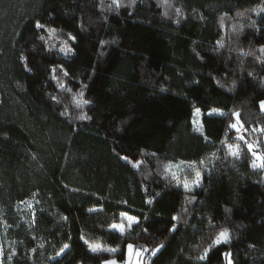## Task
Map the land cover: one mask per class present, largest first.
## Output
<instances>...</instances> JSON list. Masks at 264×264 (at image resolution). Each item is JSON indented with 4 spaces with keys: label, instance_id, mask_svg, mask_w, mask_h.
<instances>
[{
    "label": "trees",
    "instance_id": "1",
    "mask_svg": "<svg viewBox=\"0 0 264 264\" xmlns=\"http://www.w3.org/2000/svg\"><path fill=\"white\" fill-rule=\"evenodd\" d=\"M120 5L0 0L2 264L121 262L129 243L145 264H227L221 252H231L233 264H264V166L251 167L249 141L237 156L228 150L239 137L229 127L233 113L243 127L264 126V13L257 14L264 0ZM69 33L76 43L64 56L58 49ZM58 64L70 91L51 79ZM82 85L90 103L77 108ZM213 108L221 114L209 116ZM170 161L200 168V186L185 191L165 174ZM121 212L140 224L110 230ZM223 229L229 242L200 261ZM82 235L117 251L93 252Z\"/></svg>",
    "mask_w": 264,
    "mask_h": 264
},
{
    "label": "snow or ice",
    "instance_id": "2",
    "mask_svg": "<svg viewBox=\"0 0 264 264\" xmlns=\"http://www.w3.org/2000/svg\"><path fill=\"white\" fill-rule=\"evenodd\" d=\"M135 2V0H133V3ZM112 3L117 7L119 8L121 5H120V0H112ZM177 12L180 13V10L177 9ZM260 13H264V7H260L257 14H260ZM165 15H167V13H165ZM203 18V17H201ZM175 23H179V20H176L174 21ZM36 28L37 29H44L45 28V25L44 24H41L40 22H37L36 23ZM49 31V35L51 36L52 34L55 33V29H48ZM41 40L44 39V37H40ZM71 42V44H75L76 43V37L73 36L71 33L68 34L67 36V39L62 41L58 51L60 53H63L64 56H68L70 54L73 53V47L71 46V44L69 43ZM116 41L113 40L111 42H107V41H100V44L101 46H103L104 44L106 43H115ZM45 43L47 44V42L45 41ZM218 45L220 47H223V44L220 43V41L217 42ZM56 47L55 45H52L50 47H48L46 50L48 52H51L52 51V48ZM260 52L261 53H264V45H261L260 47ZM101 55H103V52L100 53ZM199 55V54H197ZM21 61H26V57H24L23 55L20 57ZM59 68V70L63 73V76L64 77H67L69 75V73L64 69L63 65L62 64H58L56 66H53L50 68V74H51V79L56 81V86L57 88H60V89H65L66 91H70V89H66V86H65V83L63 82V80L57 75V69ZM29 71H31V69H28ZM249 75L251 76L252 73H249ZM198 83V82H197ZM217 83L219 84L220 82L217 81ZM233 85H235V81H233ZM221 87H223V85H220ZM87 88V85H82L81 86V90L76 93V95L73 97L74 101H75V107L77 108H81L83 105H86L88 103H90L87 99H84V89ZM79 97V98H77ZM51 99L56 101L57 103H59V100L56 96H51ZM259 106H260V110L262 112H264V99L260 100L259 101ZM201 114V109L200 108H194V112H193V115L194 116H197V115H200ZM217 114H221L220 113V110L219 109H211V111L208 113L209 116H212V115H217ZM62 116H67L68 113L67 111L65 112H62L61 113ZM233 117H236L237 118V122L236 123H232L229 125V127L231 129H234L236 130L237 132H240L241 128L243 127L242 124H240L239 122V113H233L232 114ZM77 119L79 120H86V119H91V117H88L87 115L85 114H81L77 117ZM253 131H256V129H253ZM261 132H264V128L260 129ZM205 139H207V137H205ZM238 139L240 140H244L245 137L243 135L239 136ZM247 149L248 151L252 154L253 156V162L251 164V167L252 168H257V167H261V166H264V157L260 156L256 151H254V145L252 143H248L247 144ZM228 150H229V153L233 156H237L238 155V152L236 150H234L233 148V145L229 144L228 145ZM256 161H261V164H257ZM181 163H184V162H181ZM133 167H137L136 164H133ZM172 166L171 165H166L165 166V169H164V172L165 174H167L170 170ZM187 167L191 168L192 165H187ZM172 176L175 177L176 176V173L173 172L172 173ZM195 180L191 181V182H188V181H185L184 184H183V187L185 189V191H192V188L193 187H199L200 186V179H201V173L199 171H197L195 173ZM194 199V197H193ZM126 203V202H125ZM147 203H151V201H147ZM90 211H92L90 209ZM225 211H229L228 209H225ZM120 218H121V222L120 223H112L109 225V229L110 230H113V231H118L120 232L121 234H124L126 232L127 229H131L133 227V225H139L140 224V221L139 219L136 217V216H133V215H129L127 212H121L120 213ZM63 219H67V217H63ZM172 221H176L177 220V217L176 216H173L172 218ZM145 220H147V217H145ZM126 222V223H125ZM176 230V225L173 224L171 228L168 229V231L172 232V231H175ZM143 232H148V227L145 226L143 227L142 229ZM81 240L84 241L85 244H88L89 245V248L91 251L93 252H96V251H99V250H103V251H108V252H116L117 250L112 248V249H108V248H104L102 249L101 248V245L99 244H90L89 241H87L84 236L82 235L81 236ZM230 240V235H229V231L228 229H223L221 231L218 232V234L216 235L215 239L213 240V243L209 246L208 249L205 250V253L200 256L198 259L200 261H204L206 262L207 261V258H208V252L211 251L212 248L214 247H219L220 245L222 244H227ZM69 245L65 244L64 245V248L61 249V252L64 251V249L68 248ZM161 248L163 247V245L160 246ZM127 249H128V259L124 262V264H134V261L132 260V252H133V249H134V246L132 244H128L127 245ZM136 256H137V259L139 260V258L141 257V250L139 249H136ZM143 251H148V249H144ZM159 251V248L157 249H152V253L153 255ZM60 253H57V255H59ZM221 256L227 260V264H233V259H232V253L231 252H221ZM102 264H118V261L115 260V259H112V260H104L102 262Z\"/></svg>",
    "mask_w": 264,
    "mask_h": 264
},
{
    "label": "rangeland",
    "instance_id": "3",
    "mask_svg": "<svg viewBox=\"0 0 264 264\" xmlns=\"http://www.w3.org/2000/svg\"><path fill=\"white\" fill-rule=\"evenodd\" d=\"M264 128V126H260V125H256V127H254L253 129H256V131H253V129L251 128H248V130L250 132H252L253 136L256 135L257 138H252L251 141L247 142L248 143H252L254 145V151H256L260 156L263 157V152L261 151L260 149V143L258 141L259 139V136L264 140V132H261L260 129ZM231 145H233V148L234 150H236L237 152L239 151V148H240V145H241V140L238 139V137L236 136V141H234L233 143H230ZM229 145V144H228ZM181 162H184V161H170L168 162L166 165H171L172 167L170 168L169 170V174L172 175L173 172L176 173V176L174 177L176 180H180L183 184L185 181H188V182H191L193 180H195V173L197 171H200V168H196L194 166H192L191 168L187 167V165H189L188 163H181ZM257 164H261V161H256ZM165 165V166H166ZM192 173L193 174V177H190L189 174ZM31 202H27L26 205H30ZM121 221L119 222H115V223H120ZM126 223V222H125ZM131 244V243H129ZM128 245V244H127ZM127 245H126V254H125V259L121 262H118V264H124V262L128 259V249H127ZM133 245V244H132ZM134 246V249H133V252H132V260L134 261V264H145V261H146V255L145 253H142L141 251V257L139 258V260L137 259V256H136V249H139L137 248L135 245ZM5 250L4 247L1 246L0 244V251H1V254H0V264H2V255H3V251ZM140 250V249H139ZM113 258H107L105 260H112ZM104 261V260H103ZM102 261V262H103ZM102 264V263H101Z\"/></svg>",
    "mask_w": 264,
    "mask_h": 264
},
{
    "label": "built area",
    "instance_id": "4",
    "mask_svg": "<svg viewBox=\"0 0 264 264\" xmlns=\"http://www.w3.org/2000/svg\"><path fill=\"white\" fill-rule=\"evenodd\" d=\"M239 136L243 135L245 137V141H250L253 134L246 127H242L240 132H238Z\"/></svg>",
    "mask_w": 264,
    "mask_h": 264
},
{
    "label": "bare ground",
    "instance_id": "5",
    "mask_svg": "<svg viewBox=\"0 0 264 264\" xmlns=\"http://www.w3.org/2000/svg\"><path fill=\"white\" fill-rule=\"evenodd\" d=\"M0 254H1V251H0Z\"/></svg>",
    "mask_w": 264,
    "mask_h": 264
},
{
    "label": "crops",
    "instance_id": "6",
    "mask_svg": "<svg viewBox=\"0 0 264 264\" xmlns=\"http://www.w3.org/2000/svg\"><path fill=\"white\" fill-rule=\"evenodd\" d=\"M138 248V247H137Z\"/></svg>",
    "mask_w": 264,
    "mask_h": 264
}]
</instances>
